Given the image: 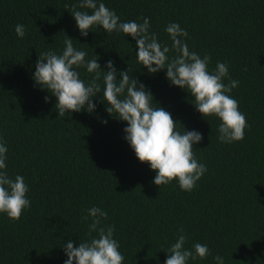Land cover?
Wrapping results in <instances>:
<instances>
[{"label": "trees", "instance_id": "trees-1", "mask_svg": "<svg viewBox=\"0 0 264 264\" xmlns=\"http://www.w3.org/2000/svg\"><path fill=\"white\" fill-rule=\"evenodd\" d=\"M102 2L122 22L150 18L149 33L169 47L165 28L179 23L189 49L211 57L210 70L217 61L227 63L229 76L239 81L229 95L249 127L243 140L221 143V121L203 118L194 98L166 79V69L149 74L132 37L96 26L80 35L70 14L79 0H0V138L8 149L6 171L24 177L31 201L18 221L0 213V264H64L63 243L78 246L90 238L91 218L81 217L93 206L108 213L103 224L115 225L122 264H164L181 227L187 248L199 242L211 253L189 264H216V255L224 264H264V0ZM17 24L24 25L23 38ZM66 35L86 59L98 58L102 70L110 59L117 72L129 68L178 131L202 133L193 151L207 172L191 192L175 180L152 183L155 171L137 159L124 138L126 122L108 115L102 94L93 113L58 117L55 97L34 86L32 76L38 55L61 53ZM78 71L92 78L85 68Z\"/></svg>", "mask_w": 264, "mask_h": 264}, {"label": "clouds", "instance_id": "clouds-1", "mask_svg": "<svg viewBox=\"0 0 264 264\" xmlns=\"http://www.w3.org/2000/svg\"><path fill=\"white\" fill-rule=\"evenodd\" d=\"M70 14L82 37H87L94 26L102 27L107 34L117 32L132 37L138 63L149 74L166 69V79L194 98L192 104L203 118L215 116L221 121L218 126L221 143L244 139L249 125L239 111L238 101L229 95L239 86V81L231 79L227 63L217 61L215 68L210 70L211 57H201L189 49L188 33L179 23H169L165 28L172 42L169 47L162 45L154 33H149L150 18H142L143 23L122 22L102 0H79L78 4L71 6ZM15 32L23 38L24 25L17 24ZM170 52L175 55L169 56ZM86 57L87 52L75 48L73 39L66 35L61 53L47 50L38 55L32 76L34 86L55 97L54 108L58 117L81 111L93 113L96 110L93 101L102 94L101 102L106 104L108 115L126 122L124 138L137 159L155 171L152 183L159 187L175 180L182 191L191 192L207 172V166L198 162L193 151L194 145L203 140L202 133L184 127L183 131H178L171 113L154 102L151 91L138 78L129 75V68L117 72L110 59L102 70L98 58L89 60ZM81 67L92 74L90 80L81 78L78 71ZM50 96L45 97L46 103ZM102 122L107 123L106 120ZM7 151L0 138V213L18 221L23 210L31 206L26 196L29 187L22 175L9 176L6 171ZM89 218L88 240L79 241L78 246L71 239L63 243L67 257L64 264H122L125 257L119 251V242L114 239L115 225L103 224L108 213L93 206L81 217L83 222ZM178 233L175 242L166 250L168 255L164 264H189L190 260H202L211 254L208 246L199 242L187 248L184 229L179 228ZM214 260L216 264H224L222 256L216 255Z\"/></svg>", "mask_w": 264, "mask_h": 264}]
</instances>
